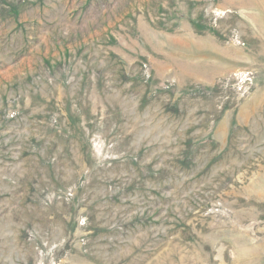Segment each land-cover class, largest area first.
Instances as JSON below:
<instances>
[{"label":"rangeland","instance_id":"rangeland-1","mask_svg":"<svg viewBox=\"0 0 264 264\" xmlns=\"http://www.w3.org/2000/svg\"><path fill=\"white\" fill-rule=\"evenodd\" d=\"M0 264H264V0H0Z\"/></svg>","mask_w":264,"mask_h":264}]
</instances>
